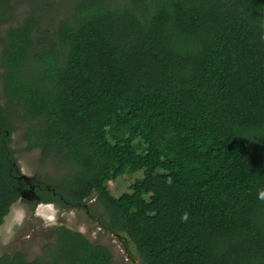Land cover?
<instances>
[{
	"label": "trees",
	"instance_id": "1",
	"mask_svg": "<svg viewBox=\"0 0 264 264\" xmlns=\"http://www.w3.org/2000/svg\"><path fill=\"white\" fill-rule=\"evenodd\" d=\"M28 1L15 21L19 1L0 0V226L22 196L23 126L41 165L67 167L34 181L32 210L94 199L140 264H264V0H74L54 22L52 0ZM135 168L157 174L114 195L109 180ZM0 264L113 251L61 223L40 254Z\"/></svg>",
	"mask_w": 264,
	"mask_h": 264
},
{
	"label": "rangeland",
	"instance_id": "2",
	"mask_svg": "<svg viewBox=\"0 0 264 264\" xmlns=\"http://www.w3.org/2000/svg\"><path fill=\"white\" fill-rule=\"evenodd\" d=\"M16 4L15 21H20L28 12L32 4L28 0H18ZM37 2L40 0H36ZM74 0H52L54 9L50 12L53 22L62 17L73 5ZM15 23V22H14ZM24 127L20 126L13 132L12 146L16 150V156L20 165L21 174V198L18 199L5 217L0 226V254L17 250L24 251L29 258H34L40 254L45 242L55 239V227L64 223L73 229L81 231L93 242L109 246L113 251V264H140L141 256L132 242L129 235L124 231L109 232L104 229L102 221L98 216L101 208L94 199H89L80 207L66 209L52 203V207H47L46 203H38L35 210H32L23 198L34 199V181H43L47 174L61 176L67 171V167L60 164L56 159L51 158L46 165L39 162V150L28 151L25 149L23 139ZM157 170H145L135 168L132 172L122 173L115 179L109 180L108 186L114 195H120L129 189L130 183L136 176H153ZM25 184L30 185L26 186ZM33 201V200H32ZM90 205L96 208L97 213L90 211ZM16 209L23 211V217L19 224L13 225L11 236H7L2 228L12 219V213ZM51 216V219L47 217Z\"/></svg>",
	"mask_w": 264,
	"mask_h": 264
},
{
	"label": "clouds",
	"instance_id": "3",
	"mask_svg": "<svg viewBox=\"0 0 264 264\" xmlns=\"http://www.w3.org/2000/svg\"><path fill=\"white\" fill-rule=\"evenodd\" d=\"M257 196L259 199L264 200V188L259 189L257 192ZM47 207L51 208L52 205L49 204L47 205ZM23 217V211L21 209H16L13 211L12 213V219L10 221H8L7 224H5L2 228V231L7 235V236H11L12 232H13V225L14 224H19L21 219ZM48 219H51V216L47 217ZM186 218V214L185 217ZM81 231H83V227H81Z\"/></svg>",
	"mask_w": 264,
	"mask_h": 264
},
{
	"label": "water",
	"instance_id": "4",
	"mask_svg": "<svg viewBox=\"0 0 264 264\" xmlns=\"http://www.w3.org/2000/svg\"><path fill=\"white\" fill-rule=\"evenodd\" d=\"M46 204H52V203H46ZM7 216V215H6Z\"/></svg>",
	"mask_w": 264,
	"mask_h": 264
}]
</instances>
